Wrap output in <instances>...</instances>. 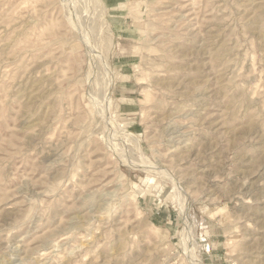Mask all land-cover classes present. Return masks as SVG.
Segmentation results:
<instances>
[{
	"label": "rangeland",
	"instance_id": "374dc122",
	"mask_svg": "<svg viewBox=\"0 0 264 264\" xmlns=\"http://www.w3.org/2000/svg\"><path fill=\"white\" fill-rule=\"evenodd\" d=\"M0 264H264V0H0Z\"/></svg>",
	"mask_w": 264,
	"mask_h": 264
}]
</instances>
